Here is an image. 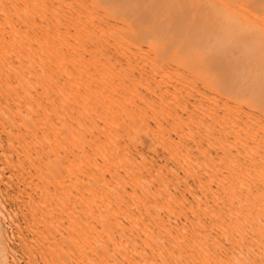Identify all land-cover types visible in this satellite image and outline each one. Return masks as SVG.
<instances>
[{"label":"bare ground","instance_id":"obj_1","mask_svg":"<svg viewBox=\"0 0 264 264\" xmlns=\"http://www.w3.org/2000/svg\"><path fill=\"white\" fill-rule=\"evenodd\" d=\"M262 2L0 0V264H264Z\"/></svg>","mask_w":264,"mask_h":264},{"label":"rangeland","instance_id":"obj_2","mask_svg":"<svg viewBox=\"0 0 264 264\" xmlns=\"http://www.w3.org/2000/svg\"><path fill=\"white\" fill-rule=\"evenodd\" d=\"M263 4H264V3L262 2V3H261V7L258 9V12H257L258 15L260 14V16H261V15L264 16V13H262V12H264V11H263L264 9L262 10V6H263ZM55 5L57 6V4H55ZM258 17H259V16L255 17V18H257L258 20H261V21L264 20V19H262L263 17H262V18H261V17L258 18ZM113 65H115V64L113 63ZM116 65H117V64H116ZM119 65H121V64H118L117 67H119ZM121 66L123 67V66H125V65L122 64ZM121 66L118 68L119 70L121 69ZM128 66H131V67H128ZM132 66H133V67H132ZM134 66H135V65H129V64H128V65H126L127 68L124 67L123 70H120V72H123V71H124L123 73H127V71H129V72H131V71H133V72H134V71H135V72H138L137 68H138L139 66H137V67H136V66L134 67ZM113 67H114V68H113V70H114L116 67H115V66H113ZM140 67H143V69H146V68H147V66L145 67V66H141V65H140ZM144 67H145V68H144ZM131 68H132V69H131ZM71 69H72V68H71ZM76 69H78V67H76ZM118 69H117V70L115 69L114 71L117 72V71H119ZM125 69H126V70H125ZM138 69H139V68H138ZM52 106H53V105H52ZM53 107H54V106H53ZM158 161H159V159H158ZM173 188H174V187H173ZM182 188H183V187H182ZM171 189H172V188H171ZM179 189H180V188L178 187L177 191H178ZM174 190L176 191V188L173 189V192H172V190H171V192H172V193H175ZM177 191H176V192H177ZM180 191H181V190H179V192H180ZM183 192H184V190H182V192H181L182 195L184 194L183 197H188V196H189V193H188L187 191H185L187 194H186V193H183ZM176 194H177V197H182V195H180V193L177 192V193H175V195H176ZM173 195H174V194H173ZM175 195H174V196H175ZM187 195H188V196H187ZM183 197H182V198H183ZM183 199H184V198H183ZM185 199H186V198H185ZM184 210H186V209H184Z\"/></svg>","mask_w":264,"mask_h":264}]
</instances>
